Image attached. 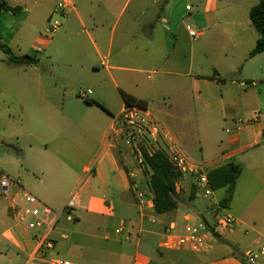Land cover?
Wrapping results in <instances>:
<instances>
[{
  "label": "crops",
  "instance_id": "0c3cea01",
  "mask_svg": "<svg viewBox=\"0 0 264 264\" xmlns=\"http://www.w3.org/2000/svg\"><path fill=\"white\" fill-rule=\"evenodd\" d=\"M4 1L20 9L15 13L0 10V43L17 56L32 52L38 63L16 65L0 58V126L6 128L0 131V145L23 156L20 170L13 173L16 178L10 177L34 196L41 185L65 191L72 184L76 224L71 239L59 235L67 243L60 252L66 255L73 250L82 264H245L248 250L258 252L264 245V53L249 56L259 39L249 20L258 0H137L118 31L114 24L108 41L98 28L102 18L91 9L93 0H75L78 9L72 0ZM59 3L71 5V22L96 29L99 42L93 41V46L98 58H127L139 66L128 69L134 73L132 85L118 83L120 79L111 73L125 67L104 63L116 94L105 80L99 90L82 99L78 91L67 89L69 81L61 72H39L40 59L34 54H41L51 43L40 31ZM157 25L161 32L154 36L151 32ZM190 26L198 28L200 35L186 42ZM142 31H148L145 39H140ZM146 72L157 78L147 75L150 83L141 86L134 75ZM122 93L142 100L183 151L195 158L192 151L198 148L197 159L202 161L207 159V142L217 124L226 125V133L228 128L236 130L237 120L243 122L241 131L226 133L225 143L215 153L225 161L213 168L237 164L239 157L242 162L237 164L241 172L232 197L224 206L221 201L226 195L220 198L212 191L203 198L192 178L184 175L176 186L177 208L155 213L148 176L132 174V159L120 153L113 137L108 139L113 100L121 97L122 108ZM26 155L35 161L29 162ZM132 179L146 186L150 198L143 214L130 190ZM222 208L236 220L224 233L215 224V214ZM188 222L207 227L208 251L159 247L166 227L174 225L179 232ZM116 228L122 232L114 234ZM41 229L30 231L17 223L16 210L7 198H1L2 264H25L38 247ZM51 239L54 248L46 256L56 258L58 239ZM259 256L253 264H264V254Z\"/></svg>",
  "mask_w": 264,
  "mask_h": 264
},
{
  "label": "built area",
  "instance_id": "2783aa9c",
  "mask_svg": "<svg viewBox=\"0 0 264 264\" xmlns=\"http://www.w3.org/2000/svg\"><path fill=\"white\" fill-rule=\"evenodd\" d=\"M58 24L53 26L55 30ZM188 35L192 40H196L200 32L188 28ZM90 94L80 92L79 97L85 98ZM237 127L235 131H241L244 127L243 122L239 119L236 121ZM234 130L226 129L227 134H234ZM109 137H113L115 143L124 145L129 148L126 153L133 162V171L145 174V166L141 157V148L147 152L156 150L163 151L175 169L181 174L189 175L193 180V186L196 191L203 197L208 198L212 189L207 178V164L199 162L188 154H186L179 142L171 134V132L145 107L137 104H124L117 115L112 116ZM180 181V179H179ZM177 182V184L179 183ZM176 184V186H177ZM17 189L12 191L11 187ZM130 190L134 197L135 204L141 214L148 209L150 198L146 186L140 181L133 180L130 183ZM7 198L9 206L16 210V221L28 230L42 228L43 234L38 240V247L34 255L25 264H75L67 259L48 258L46 253L54 248V241L49 237L51 230L55 227L58 220L63 216V212H53L47 205L41 202L36 196L21 188L12 178L1 174L0 176V199ZM77 206V197L72 194L65 207L67 221H72V214ZM154 222L155 218L151 217ZM216 228L220 233H224L231 229L235 224V218L227 212L215 214ZM122 228H116L114 234H120ZM210 233L207 227L202 223H186L181 231L177 232L174 225H169L163 232L159 242V247L165 250H177L186 248L195 253L206 252L210 248ZM129 237L126 236L125 240ZM264 254V245L260 247L258 252L248 250L245 253V264H253L258 255Z\"/></svg>",
  "mask_w": 264,
  "mask_h": 264
},
{
  "label": "rangeland",
  "instance_id": "374dc122",
  "mask_svg": "<svg viewBox=\"0 0 264 264\" xmlns=\"http://www.w3.org/2000/svg\"><path fill=\"white\" fill-rule=\"evenodd\" d=\"M74 3V7L78 9L79 4L76 3L75 0H72ZM137 0H93V5L91 9H94L96 15L95 17H101L102 20L98 25V28H101V32L103 37L108 41L110 36V32L114 24H116L117 31L123 25V23L131 16L132 8ZM59 6H56L51 15V21L49 24H46V28L41 30L40 33L46 35L50 40L51 43L49 47L43 51L41 54L35 53L40 59L39 63V72H61L62 75L69 81V84L66 85L67 89L72 91H78L86 93L88 90L95 91L99 90L100 83L107 80V86L109 89L116 94L115 87L113 86L111 79L108 78V73L105 69L104 63L110 67H125L126 70H117L111 71L113 73V77L118 78V83L124 81L128 82L129 85L133 83L131 77L134 73L128 69H138L139 66L128 62L127 58H108L101 59L98 58L94 46L93 41L99 42V38L95 36L97 34L95 32V28L89 24L85 26H80L79 23L71 22V18L73 16V12L71 11V5L66 3H59ZM107 8V11L105 10ZM62 14L64 16H62ZM57 25L56 29H53L54 25ZM101 25V26H100ZM186 25V24H185ZM193 30H199L193 26H190ZM85 29V31H84ZM160 28L156 27L155 30H152V34L154 36L160 35ZM148 31H142V37L140 39H145L147 36ZM189 36L185 35L184 39L186 42L189 40ZM116 49V42L114 46V51ZM29 55H33L30 52ZM53 58V60H49L47 57ZM0 58H7L6 55L0 50ZM68 62V63H65ZM103 62V63H102ZM0 68L1 65H0ZM147 75L149 73L143 74H135L139 78V85L143 86L145 84H149L150 81L147 80ZM151 78H157V75H150ZM120 81V82H119ZM122 87L125 88L124 84ZM120 87V86H119ZM120 89V88H119ZM87 94V96H90ZM83 99V98H82ZM159 103V101H158ZM113 107H114V115H117L121 110V97H118L113 100ZM67 108V107H66ZM2 113V112H0ZM112 115V116H114ZM111 116V120H112ZM225 127L223 123H219L216 126V133L210 142H207V159L206 161L198 160L199 159V149L196 148L193 150V156L195 160L206 163L207 170H211L213 167L222 164L225 160L217 159L215 153L219 151L221 148V142L225 143L227 138V134L225 133ZM3 128L0 126V131ZM200 137H202L201 132L199 131ZM120 153H128L129 148H126L124 145L119 144L117 147ZM26 154V153H25ZM198 158V159H197ZM23 159L21 154H18L14 150H10V148H6L4 145H0V175H9L8 177L12 176L15 177L13 173L20 170V161ZM26 160L33 163L35 160L33 157L26 155ZM240 159V157H239ZM238 158L236 159L237 164H241L242 162ZM243 167V166H242ZM11 178V177H10ZM16 178V177H15ZM32 182V177H29ZM68 187L65 191L62 190H52L50 188H46L44 185L40 186L39 191L37 192L36 196L38 199L40 198L41 201L45 205H47L53 212L60 213L63 212V216L59 219L55 229L53 230L50 238H59V235H66L67 239H71V230L75 227L73 224H76L75 214H69L72 217V221L68 222L66 217L68 213H66L65 207L67 205L68 200L70 199L73 193V187ZM217 196L220 198L223 195H226L227 189L221 188L216 190ZM76 208L74 209V211ZM224 212H228L227 209L222 208L219 209V213L222 214ZM230 214V213H229ZM42 233L43 230L41 229ZM211 240V236L209 237ZM67 247L66 240L58 239V255L56 258L60 259H67L75 264H82L76 257L75 252L71 250L69 254L64 255L61 251V247ZM254 251V250H253ZM255 252V251H254ZM3 253V252H2ZM256 253V252H255ZM256 260H259L260 256L256 257ZM0 264H2V259L0 258Z\"/></svg>",
  "mask_w": 264,
  "mask_h": 264
},
{
  "label": "trees",
  "instance_id": "16d2710c",
  "mask_svg": "<svg viewBox=\"0 0 264 264\" xmlns=\"http://www.w3.org/2000/svg\"><path fill=\"white\" fill-rule=\"evenodd\" d=\"M19 7H10L4 0H0V10H6L15 13ZM249 20L255 31L259 35V39L249 56L258 53H264V0H258V3L251 8L249 12ZM0 50L6 55L7 61L16 65H34L38 63V59L31 55H14L11 49L0 43ZM124 104H137L145 107L142 100L135 98L127 93H122ZM87 104H97L94 101H85ZM141 157L145 166V174L148 176V183L152 193V204L156 214H165L174 211L177 208L176 184L181 178V174L175 169L169 161L167 155L161 151L147 152L141 148ZM241 172L240 166L228 162L222 166L213 168L207 172V178L212 191L227 188V194L221 201L224 206L232 197L234 184ZM212 236L219 238L218 233L210 230Z\"/></svg>",
  "mask_w": 264,
  "mask_h": 264
}]
</instances>
